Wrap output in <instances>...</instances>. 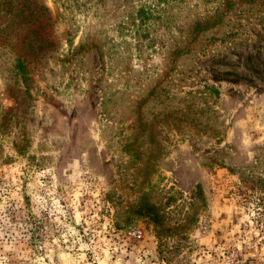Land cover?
Instances as JSON below:
<instances>
[{"label":"rangeland","instance_id":"rangeland-1","mask_svg":"<svg viewBox=\"0 0 264 264\" xmlns=\"http://www.w3.org/2000/svg\"><path fill=\"white\" fill-rule=\"evenodd\" d=\"M0 264H264V0H0Z\"/></svg>","mask_w":264,"mask_h":264},{"label":"trees","instance_id":"trees-1","mask_svg":"<svg viewBox=\"0 0 264 264\" xmlns=\"http://www.w3.org/2000/svg\"><path fill=\"white\" fill-rule=\"evenodd\" d=\"M44 10L46 11V14H47V21L49 22V20H51V13H50V10L48 8H44ZM200 25V22L197 23V26Z\"/></svg>","mask_w":264,"mask_h":264}]
</instances>
